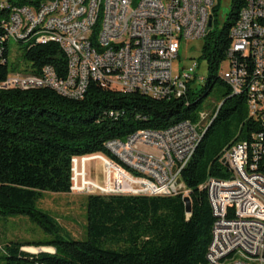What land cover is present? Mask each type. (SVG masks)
Returning <instances> with one entry per match:
<instances>
[{"label": "trees", "instance_id": "obj_1", "mask_svg": "<svg viewBox=\"0 0 264 264\" xmlns=\"http://www.w3.org/2000/svg\"><path fill=\"white\" fill-rule=\"evenodd\" d=\"M7 1L0 8V23L8 22L12 6L37 7L49 0ZM242 7L243 0H230V10L219 28L217 6L212 8V28L202 40L200 55L207 64V77L200 90L189 87L182 99L123 94L92 81L78 100L62 97L44 83L31 88H0V217L25 216L52 237L38 243L8 242L0 258L3 264H208L214 217L201 186L209 177L227 178V167L221 163L223 150L247 141L250 133L257 131L248 118L245 99L232 95L218 75ZM3 34L0 25V36ZM35 35L43 34L34 33L26 39L0 37V86L11 73L39 75L43 67H52L63 76L66 57L62 49L54 42H35ZM9 41L19 47L20 70L17 64L9 67ZM215 86L222 89L213 109L216 115L178 179L189 193L190 214L180 194L88 195L86 238L74 240L36 207L44 192H70L73 158L97 153L110 156L107 142L139 131L195 122L200 103ZM111 163L119 165V171L136 174L117 155H111ZM39 248L53 253L23 251L38 252Z\"/></svg>", "mask_w": 264, "mask_h": 264}, {"label": "built area", "instance_id": "obj_2", "mask_svg": "<svg viewBox=\"0 0 264 264\" xmlns=\"http://www.w3.org/2000/svg\"><path fill=\"white\" fill-rule=\"evenodd\" d=\"M96 2H89V9L78 7L77 0H61V7H53V0L37 7L12 6L11 22L0 23L1 38H9L13 21H21V31H26L28 23L43 22L44 13L59 14V23H44L50 26V34L35 35V42L56 43L65 54L66 68L63 76L43 67L39 75L11 73L6 81L14 87L49 83L53 89L80 97L83 74L92 72V83L150 89L159 100L184 98L193 86L197 64L175 68L174 62L182 40H203L209 31L213 0H143L140 15L128 28H121V18L128 14L129 0H105L100 49H92L85 35ZM112 14H120L119 24H112ZM229 35L231 46L219 73L231 94L245 99L248 118L257 131L247 141L223 150L227 178L209 177L201 186L214 217L206 260L208 264H264V0H243ZM152 64H161V71H152ZM242 84H249V93H242ZM212 112L199 113L195 122L188 120L179 130H145L139 136L107 142L110 156L73 158L70 192L188 197L178 171L192 159V146L200 143L216 115ZM111 155H120L127 167H136V174L119 171ZM77 160L82 163L81 174ZM91 160L103 166L102 184L86 179L84 168Z\"/></svg>", "mask_w": 264, "mask_h": 264}, {"label": "rangeland", "instance_id": "obj_3", "mask_svg": "<svg viewBox=\"0 0 264 264\" xmlns=\"http://www.w3.org/2000/svg\"><path fill=\"white\" fill-rule=\"evenodd\" d=\"M217 6L216 28H219L226 20L230 10V0H213V7ZM202 40H182L178 52L179 59L174 62L175 68L187 67L195 62L197 68L196 78L191 82L194 91L200 90L207 77V64L200 59ZM9 67L18 65L19 70L22 67L20 61L19 47L14 41H10ZM225 69V65H223ZM18 70V71H19ZM220 71V70H219ZM220 73H218L219 75ZM4 88H13L8 81L0 86ZM19 88L39 87L38 83H27ZM222 89L215 86L211 92L202 100L198 108L199 113H208L218 106ZM198 94V93H196ZM198 97V95L196 96ZM213 113V112H212ZM198 117V116H197ZM77 171L81 174V160H77ZM85 164V163H84ZM86 179L102 184L103 166L99 161H89L84 168ZM86 194L69 193H51L44 192L37 201L36 207L51 218H53L62 230L74 240H84L86 238ZM51 236L45 233L41 228L32 223L25 216L0 217V258L3 256L4 246L8 242L19 241L27 243H38L51 240ZM37 252V250L35 251ZM0 264H3L0 259Z\"/></svg>", "mask_w": 264, "mask_h": 264}, {"label": "bare ground", "instance_id": "obj_4", "mask_svg": "<svg viewBox=\"0 0 264 264\" xmlns=\"http://www.w3.org/2000/svg\"><path fill=\"white\" fill-rule=\"evenodd\" d=\"M96 0H77V6L81 7V9H89V2H95ZM143 0H129L127 2V10L128 14H124L121 18V28H128L131 25H134V20L136 17L140 15V5H142ZM5 3L0 2V8L4 7ZM53 7H61V0H53ZM9 15L8 22H11L12 16H14V9H11ZM100 15H105V0H98L96 5L93 6L92 11H90V28H88V34L85 35V42H90L92 49H100V32L103 31V18ZM120 22V14H112V24H119ZM56 24L59 23V14L56 13H44L43 14V22H32L26 25V31H21V21H13V25H9V35L17 38V39H26L34 33H39L43 35L50 34V26H46V24ZM234 31V27L231 29V32ZM152 71H161V64H152ZM92 81V72H84L83 81H81V89H83V95L75 94H66L59 89H53L52 85L49 83H44L46 87L58 93L60 96L68 98V99H82L87 91L89 82ZM103 87H109L118 90L120 93L127 94L132 92H140L141 94L148 96L153 99H158V95L152 93L150 89H142L139 87H127L125 86H111L106 83H101ZM242 93H249V84H242ZM185 122H181L179 124L173 125L170 128L166 129V131L179 130L184 126ZM145 131H139L129 136H139ZM117 142V141H115ZM198 144H193L192 146V155L194 154ZM120 157V155H117ZM123 160V158H121ZM190 161V160H189ZM127 163V162H125ZM188 163L183 165V168ZM136 170V167H132ZM180 172L178 171V179L180 176Z\"/></svg>", "mask_w": 264, "mask_h": 264}, {"label": "water", "instance_id": "obj_5", "mask_svg": "<svg viewBox=\"0 0 264 264\" xmlns=\"http://www.w3.org/2000/svg\"><path fill=\"white\" fill-rule=\"evenodd\" d=\"M207 28L209 30L212 28V18L211 17L209 18ZM221 163L223 165H225V160L222 159L221 160ZM183 202L185 204V211H186V213L187 214H190L191 213V201H190L189 197H184L183 198ZM23 251L28 252V253H31V254H38V253H43V252H45V253H53V251H46L43 248H39V251L38 252H30V251H27L25 249H23Z\"/></svg>", "mask_w": 264, "mask_h": 264}]
</instances>
